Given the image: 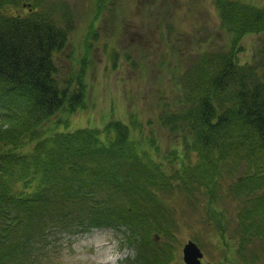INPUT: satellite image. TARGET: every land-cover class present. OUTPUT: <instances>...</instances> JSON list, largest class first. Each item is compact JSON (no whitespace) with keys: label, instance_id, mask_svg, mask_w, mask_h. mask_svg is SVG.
<instances>
[{"label":"trees","instance_id":"16d2710c","mask_svg":"<svg viewBox=\"0 0 264 264\" xmlns=\"http://www.w3.org/2000/svg\"><path fill=\"white\" fill-rule=\"evenodd\" d=\"M38 1L0 0V264L49 263L56 236L120 226L128 241L140 238L138 264H172L170 247L150 240L162 228L173 238L162 193L205 192L220 223L223 171L236 177L237 251L252 244L264 255V42L252 63L238 58L242 38L264 35V6L214 0L228 43L196 54L179 107L162 110L158 126L184 146L163 158L137 139L142 125L133 115L129 126L70 130L86 106L89 59L61 74L56 58L73 24L37 11ZM8 6L26 11L7 14Z\"/></svg>","mask_w":264,"mask_h":264},{"label":"rangeland","instance_id":"374dc122","mask_svg":"<svg viewBox=\"0 0 264 264\" xmlns=\"http://www.w3.org/2000/svg\"><path fill=\"white\" fill-rule=\"evenodd\" d=\"M242 1L264 6V0ZM35 4L37 11L52 15L55 22L73 24L67 45L56 58L61 74L69 75L88 55L86 106L70 117V130L101 128L111 120L129 126L133 115L142 125L138 140L159 149L163 158L172 151L181 153L180 137L174 139L160 128L159 116L168 103L179 107L183 74L191 71L196 54L202 48L210 51L228 43L227 34L220 30L222 17L214 0H40ZM7 9L11 15L26 11ZM263 42L264 35L242 38L239 61L252 63ZM190 161H195L192 152ZM179 166V162L174 164ZM235 179L224 171L219 179L217 207L222 222L213 215L217 225L223 226V236L212 221L205 192L162 193L165 219L175 226L173 238L160 233L162 228L151 229L150 240L155 247H170L175 254L172 264H183L181 250L187 241L204 254L201 264H264V255L252 244L243 256L237 251L241 240L236 212L241 206L231 192ZM128 231L120 226L91 229L81 235L62 233L50 240L57 243L50 247L49 263L42 264H107L113 258L117 260L110 264H138L140 238L128 241Z\"/></svg>","mask_w":264,"mask_h":264},{"label":"water","instance_id":"95a60500","mask_svg":"<svg viewBox=\"0 0 264 264\" xmlns=\"http://www.w3.org/2000/svg\"><path fill=\"white\" fill-rule=\"evenodd\" d=\"M157 241V236L153 237ZM183 264H201L203 253L192 241H187L181 250Z\"/></svg>","mask_w":264,"mask_h":264},{"label":"bare ground","instance_id":"6f19581e","mask_svg":"<svg viewBox=\"0 0 264 264\" xmlns=\"http://www.w3.org/2000/svg\"><path fill=\"white\" fill-rule=\"evenodd\" d=\"M116 260H117L116 258L108 259L106 263H107V264H110V263H113V262L116 261Z\"/></svg>","mask_w":264,"mask_h":264}]
</instances>
